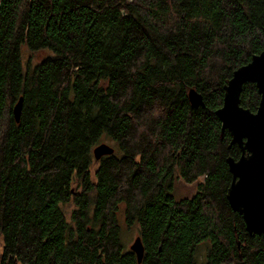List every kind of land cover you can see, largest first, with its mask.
I'll list each match as a JSON object with an SVG mask.
<instances>
[{"label": "trees", "instance_id": "16d2710c", "mask_svg": "<svg viewBox=\"0 0 264 264\" xmlns=\"http://www.w3.org/2000/svg\"><path fill=\"white\" fill-rule=\"evenodd\" d=\"M24 46L49 55L26 66ZM263 50L264 0H0V264H264L216 115ZM260 100L245 84L241 105ZM176 178L204 181L179 201Z\"/></svg>", "mask_w": 264, "mask_h": 264}, {"label": "water", "instance_id": "95a60500", "mask_svg": "<svg viewBox=\"0 0 264 264\" xmlns=\"http://www.w3.org/2000/svg\"><path fill=\"white\" fill-rule=\"evenodd\" d=\"M247 83L255 84L261 96L256 112L241 105V94ZM224 90V103L216 115L222 123V132L229 131L231 144L239 145L242 150L238 160L227 159L232 175L227 199L232 210L243 217L246 231L264 237V50L236 69ZM189 101L194 108L205 106L203 96L195 89L189 91ZM22 109L23 97L13 110L17 123ZM114 152V147L107 143L93 149L97 161ZM130 249L142 263L145 247L140 236L134 239Z\"/></svg>", "mask_w": 264, "mask_h": 264}, {"label": "rangeland", "instance_id": "374dc122", "mask_svg": "<svg viewBox=\"0 0 264 264\" xmlns=\"http://www.w3.org/2000/svg\"><path fill=\"white\" fill-rule=\"evenodd\" d=\"M48 55H49L48 51L32 52L25 46L22 48V57H23L24 64L26 66H31V67L35 66L36 64L40 63ZM203 181H204V178H201L199 182L187 183L183 179L176 178L174 180V187H173L172 194L175 197V199L179 201L183 199H191L198 193V185L200 182H203ZM137 235H138V230L136 228L130 229V231H128V235L125 238L128 249H130V246L134 242V239L137 237ZM204 250H205V247H202L200 252H203Z\"/></svg>", "mask_w": 264, "mask_h": 264}]
</instances>
